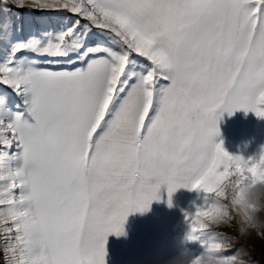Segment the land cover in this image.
<instances>
[{"label":"snow or ice","instance_id":"1","mask_svg":"<svg viewBox=\"0 0 264 264\" xmlns=\"http://www.w3.org/2000/svg\"><path fill=\"white\" fill-rule=\"evenodd\" d=\"M12 9L67 19L21 36ZM0 86L26 97L0 119V264H105L161 185L202 192L187 239L246 264L203 221L264 182V147L230 155L218 127L264 118V0H0Z\"/></svg>","mask_w":264,"mask_h":264},{"label":"crops","instance_id":"2","mask_svg":"<svg viewBox=\"0 0 264 264\" xmlns=\"http://www.w3.org/2000/svg\"><path fill=\"white\" fill-rule=\"evenodd\" d=\"M257 121L252 111L238 110L232 116L224 113L218 122L224 149L228 153L254 151ZM157 195L159 201L153 200L147 211L127 216L123 235L107 237L105 264H152L168 253L172 212L165 185L160 186Z\"/></svg>","mask_w":264,"mask_h":264},{"label":"rangeland","instance_id":"3","mask_svg":"<svg viewBox=\"0 0 264 264\" xmlns=\"http://www.w3.org/2000/svg\"><path fill=\"white\" fill-rule=\"evenodd\" d=\"M15 24L22 26L21 36H27L29 33L39 32L44 29L52 30L53 28L66 22L65 15L53 13L44 14L38 11H29L28 9H12L10 13ZM26 97L17 95L12 89L0 86V119H9L16 112L24 111V100ZM31 121L30 117H27ZM257 143L255 150L251 153H229L238 155L243 159L255 157L260 149L264 147V118H258L257 121ZM204 203V194L187 188H179L171 195V231L170 246L168 253L164 258L156 259L152 264H171L182 253L186 256L197 255L202 251L198 241H190L186 237L188 224L185 221L184 214L193 212L194 205ZM210 232L224 233L238 240L229 252L224 255L239 253L246 264H264V235H257L252 232L246 237L238 235V228L234 224L232 227L210 229Z\"/></svg>","mask_w":264,"mask_h":264},{"label":"clouds","instance_id":"4","mask_svg":"<svg viewBox=\"0 0 264 264\" xmlns=\"http://www.w3.org/2000/svg\"><path fill=\"white\" fill-rule=\"evenodd\" d=\"M216 203L227 214L222 215L219 220L205 219L203 222L210 229L232 227L235 224L240 237H246L252 232L264 235V182L257 179L255 183H246L239 189L233 188L232 184H227L226 199L216 201ZM197 255L200 256V264H217L219 259L214 252L207 250ZM195 256H186L182 253L171 264H193ZM233 264H237V262H233Z\"/></svg>","mask_w":264,"mask_h":264}]
</instances>
